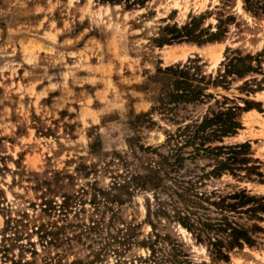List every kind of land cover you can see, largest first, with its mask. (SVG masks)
I'll use <instances>...</instances> for the list:
<instances>
[{
	"label": "rangeland",
	"instance_id": "rangeland-1",
	"mask_svg": "<svg viewBox=\"0 0 264 264\" xmlns=\"http://www.w3.org/2000/svg\"><path fill=\"white\" fill-rule=\"evenodd\" d=\"M138 2L126 8L132 1L0 0V246L11 247L16 257L33 259L32 243L38 263L115 264L118 245L111 237L122 224H135L136 240L158 235L166 252L181 250L194 264H210L206 248L174 219L152 215L153 228L149 225V194L134 192L131 200L113 206V215L103 204L94 205L93 197H104L98 190L108 189L114 178L121 180L125 165L119 155L135 162L132 151H138V144L167 154L168 135L206 111L207 104L179 105L171 114L158 109L162 84L153 78L157 69L196 61L203 75L214 76L231 52L260 53L264 14L247 12L243 0ZM198 16L203 17L199 28L212 31L220 21L226 31L221 41L161 47L152 41L166 24L182 26ZM261 68L264 74V62ZM253 78L250 87L258 84L262 90L246 95L239 88L242 81L232 80L227 89L208 92L219 100L224 96L254 102L255 108L241 115L242 129L225 143L248 142L263 177L250 175V182L239 179L247 178L242 171L223 174L208 181V189L239 186L264 196V75ZM141 113L147 116L137 121ZM181 163L180 177L174 178H212L205 177L211 170L206 159ZM64 197L71 206L64 217L43 213L44 199L60 205ZM166 210L172 215L170 207ZM96 219L102 225L97 233L82 232L83 224ZM49 221L61 228L59 241L43 246L34 228ZM147 254L133 245L123 256L129 260ZM217 264H264V237L261 245L234 250L229 262Z\"/></svg>",
	"mask_w": 264,
	"mask_h": 264
},
{
	"label": "trees",
	"instance_id": "trees-1",
	"mask_svg": "<svg viewBox=\"0 0 264 264\" xmlns=\"http://www.w3.org/2000/svg\"><path fill=\"white\" fill-rule=\"evenodd\" d=\"M99 1L109 5L132 1L131 4L126 5V8L139 4L138 0ZM243 3L247 12L253 15L264 14V0H243ZM202 18V16L192 17L182 26L166 24L152 41L156 43V47L182 42L200 46L221 41L226 31L222 30L220 21L215 31H212L210 27L199 28V20ZM263 62L264 48L256 55L231 52L225 57L221 68L214 76L203 75L196 61L157 69L153 78H157L162 84L159 98L156 100L159 104L158 109L171 114L179 105L207 104L206 111L187 123L183 121L185 123L183 126H179L174 134L168 135L167 154L158 153L157 148L138 144L136 146L138 151H132L135 162L131 163L119 155L118 159L125 165L123 176H119L121 180L114 178L108 189L98 190L104 197L97 199L98 196L95 194L93 204H103L113 215L115 213L113 206H122L131 200L134 192L149 194L150 196L145 198L146 220L149 225L153 228L150 220L152 215L174 219L192 235L197 244L206 248L210 264L227 263L232 251L261 245L264 237V196L252 194L251 191L239 186L208 189V181L219 179L223 174L236 176L242 171L247 178L239 176V179L250 182L253 181L251 180L253 178H249L250 175L263 177L259 168L260 162L252 158L248 142L232 145L225 143L226 138L234 137L242 129V113L255 108V104L243 98L230 100L222 96V100H219L208 91L218 87L227 89L229 81L232 80L242 81L239 88L245 90L246 95L262 90L260 85L256 84L253 89L250 84L256 81L254 75H264L261 72ZM146 116L147 113H141L136 115L135 119L139 121ZM136 138L138 137L132 140ZM192 158L208 160L209 164L206 167L211 170L206 172L205 177L212 178L200 176L174 178L173 176L180 177L178 172L182 167L181 162ZM261 180L260 183L263 182ZM69 200L68 197H64L63 202L57 205L44 199L41 204L42 211L48 216L57 214L64 217L71 208ZM167 207L172 209V215L166 210ZM98 219L83 224L82 232L87 235L97 233L102 227ZM137 227L135 224H122L116 236L111 237L118 245L114 250L118 257L115 264L123 262L124 264H194L181 250H176L177 253L174 254L166 252L164 248L167 247H161V238L158 235L153 239L136 240ZM60 229L57 223L52 221L34 228L43 246L55 245L59 241ZM6 241L5 238L4 242ZM28 245L32 249L30 253L33 259L30 260L10 254L11 247L2 244L0 254L4 264H51V259L38 263L34 259L37 254L33 244ZM133 245L145 248L148 254L127 260L123 255L127 254ZM170 247L176 248L175 245ZM181 258L182 261L179 260ZM57 264L62 263L57 262Z\"/></svg>",
	"mask_w": 264,
	"mask_h": 264
},
{
	"label": "bare ground",
	"instance_id": "bare-ground-1",
	"mask_svg": "<svg viewBox=\"0 0 264 264\" xmlns=\"http://www.w3.org/2000/svg\"><path fill=\"white\" fill-rule=\"evenodd\" d=\"M183 53H184V52H183ZM219 54H220V52H218L217 55L214 54V55H215V58H214V59H215L216 62L219 61V57H220ZM181 56L184 57V56H185V53L182 54ZM252 113L255 114V112H253V111H252ZM179 228H180V230L183 231L184 233H188V234H189V232H187V230L184 229L182 226H179Z\"/></svg>",
	"mask_w": 264,
	"mask_h": 264
}]
</instances>
